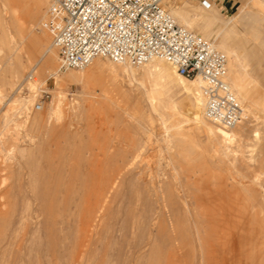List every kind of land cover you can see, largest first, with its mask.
<instances>
[{"label": "rangeland", "instance_id": "1", "mask_svg": "<svg viewBox=\"0 0 264 264\" xmlns=\"http://www.w3.org/2000/svg\"><path fill=\"white\" fill-rule=\"evenodd\" d=\"M47 1V5L42 4L40 7L32 0H7L8 5L5 7L7 13L13 7L18 9L17 21L26 23L30 33L19 48L24 68L20 82L8 83L11 75L7 70L13 65V60L6 59L8 50L0 53L2 75L0 178L3 176L7 178L9 211L14 207L15 214L21 215L24 207L33 205L30 209L33 211L37 209L38 214L36 212V216L34 214L32 219L29 218L23 230H18L14 236L12 229L16 225L12 224L14 227L10 225V230L9 224L0 221V264H201L203 257L200 244L197 242L195 218L198 220L200 230L207 229L208 224L213 225L206 232L209 236L206 245L213 246L211 251L215 256L205 264H264V203L259 195L261 191L264 194L262 119L254 117L244 137L242 144L246 158L242 159L239 155L234 160V166L227 159L226 162L222 160L224 163L222 164L217 156L213 155V158L209 153L205 155L207 153L205 134L200 133L193 125L192 117L190 119L196 102L191 95L181 92L180 84L176 80L178 73L172 66L167 65V62L163 61L165 65L172 67L170 73L164 72V75L159 77L158 68L154 70L152 68L151 71L154 73L150 74L149 80L142 83L140 79L144 73L143 66H131L133 69L129 66L130 69L125 71L127 74L124 72L122 76L115 73L112 75L115 63L106 59L95 61L97 62L95 64H99L97 67L105 69L103 72L93 71L94 65L86 67L82 73H78L81 70L59 71V53L52 47L55 64L50 60L52 62L50 64L54 66L48 70L44 66V61L38 59L39 51L30 47L31 43L44 33L50 43L52 42L51 36L44 28L50 7V0ZM202 1L164 0V5L169 12L176 8L191 10L195 14L192 18L195 23L200 22L203 16L213 19L216 33L222 31L225 47L237 51L243 63L248 64L246 72L250 83L246 82V85L251 97L255 96L257 106L255 113L263 117L264 0H208L216 6L212 7L213 9H205ZM1 3L0 0V6ZM37 11L43 14L41 21L32 19ZM229 20L232 22L226 26ZM192 27V31L202 36L194 28V24ZM206 40L213 42L216 48L219 47L218 42L213 39ZM217 49L225 53L222 49ZM230 59L228 57L229 64ZM108 69H112V73H109ZM130 70H133V73ZM29 73H33V81L26 79ZM84 73L90 74L87 76L88 82L84 84L69 78L71 74ZM57 80L62 84L56 85ZM18 84L20 89L16 90ZM155 87L163 89L165 99L175 108V115L167 116L169 119L166 116L159 117L160 114L155 110L153 102L155 101L157 105L158 98L153 100L147 97V91ZM42 90L45 93L33 98L37 91ZM62 95L65 98L61 101L64 100L63 104H66V107L89 98L90 101L95 100L101 104L95 101L84 102V111L82 110L79 116L66 112L68 118L61 127H56L60 130L55 129L49 134L42 128L47 123L48 125L54 123V119L49 120L48 113L51 104ZM21 101L29 102L26 108H21ZM38 102L42 104L40 111L34 109ZM140 109L146 113L144 118L147 117L140 122L143 126H140L141 131L135 126L137 123L133 119L138 118ZM118 115L123 124L133 119L134 126L132 124L125 128L117 119ZM179 115L184 119L180 120ZM164 118L167 120H163ZM187 119L192 120L191 123ZM168 120L170 121L166 122ZM170 125L179 126L187 135L183 138H186L183 139L182 135L177 142L168 140L172 132L167 131ZM254 129L261 131L259 138H252L251 133ZM190 135L192 141L188 140ZM185 141H189L190 144L188 142L185 144ZM13 146L31 149L29 164H24L20 172L10 160H6ZM186 147L191 151L185 149ZM200 153L203 154L199 155ZM126 164L134 171L131 179V175L129 178L118 175L121 168L129 166ZM256 173H260L259 183L250 184ZM239 179L244 185H251L252 190L254 189L250 197L238 186ZM114 182L116 185L114 188L118 184L122 186L118 185L117 190H113L115 193H112L110 185ZM36 195L42 199H37ZM43 199L44 202L38 201ZM41 202L44 208L38 205ZM258 202L261 205H257ZM170 204L175 208L179 204L177 208H182L181 212L188 208L185 218L190 219L191 226L185 223V219L183 224L181 222L180 225H174L172 229L168 223ZM253 205L256 209L252 207ZM198 208L204 209L203 212L201 210L202 213L198 212ZM70 209L73 213L70 214L73 216L76 214L74 218H70L72 215L69 216ZM208 212H211V217L210 214L208 216L209 221ZM197 214L201 215L202 219L201 217L199 219ZM87 220L92 221L90 222L92 224ZM67 221L72 223L69 225ZM64 222L65 224H62ZM184 224L187 225L184 227L182 226ZM86 232L88 235L85 236ZM180 232L183 237L175 240V236ZM6 233L8 237L5 240L3 236ZM201 233L203 234L202 230ZM167 237H173L174 240L169 241ZM222 237L224 239H221Z\"/></svg>", "mask_w": 264, "mask_h": 264}, {"label": "bare ground", "instance_id": "2", "mask_svg": "<svg viewBox=\"0 0 264 264\" xmlns=\"http://www.w3.org/2000/svg\"><path fill=\"white\" fill-rule=\"evenodd\" d=\"M2 3H1V6H0V53L1 51L3 50H8V55L6 57V59L8 60H13V65L10 67V69H8V73L10 72V75L11 77L9 78L8 80V83L10 82V84H15V83H18L20 82V80L22 79V76L24 75L23 74V71H24V68L22 66V63H21V56H20V45L22 44L24 38L30 33V29H28V27L26 26V23L24 22H18L17 19H18V9L17 8H11L10 11H8V13L6 12V9L5 7L8 5L7 4V0H1ZM35 4H38L40 7H42V4L44 5H47L46 3H48L47 0H32ZM252 1V0H251ZM255 3V1L253 2ZM255 5V4H254ZM261 5V4H260ZM203 6V5H202ZM212 6V4H211ZM204 7V6H203ZM20 8V7H19ZM205 8V7H204ZM257 8V7H256ZM39 9V8H38ZM207 9V8H205ZM208 9H213V8H208ZM20 10V9H19ZM41 12V11H40ZM37 11V14L33 15V20L34 21H41L42 20V13H40ZM43 12V11H42ZM172 12V13H171ZM170 12V14L172 15V17L176 20V22L185 27V28H189V30L191 29L192 31V26L194 24V28H196L198 30V32L204 36L206 39H213L215 42H218L219 44V47L217 48H220L222 49L225 53V56L231 58L230 59V64L228 63L227 64V76H226V81L227 83L229 84L230 88H231V91L233 92V94L237 97V99L239 100L240 104L242 105V108H243V114H242V120L240 121V123L238 125H236L235 127L233 128H230V129H226V128H223L221 127L220 125L218 124H215L207 115V99L204 95V86H205V81L201 78V77H197L195 79H187L185 78L184 76L180 75L176 70V72L178 74H176V80L177 82L180 84L179 88L181 90L182 93L184 94H189L191 95L195 102H196V108L193 109V112H192V116L190 115V119L192 117V120H193V125L195 126V128L200 131V133H204L205 134V137H206V146H207V153L205 154L206 156L211 154L210 157H212L213 155L214 156H217L223 163L222 160H228L229 162H231V165L234 166V160H236V158L240 155L242 157V159H245L246 156H244V151H243V141H244V137L246 135V133L248 132L249 130V127H250V123L252 122V119L254 117H257V119L261 118L262 119V122L264 124V116L261 117V116H258L255 112L257 111V106H256V102L254 101L255 100V96L254 97H251V94L249 92V89L246 85V82L247 83H250V80H249V76L246 72V68L248 67V64H244L243 63V60L241 59L239 53H237V51L233 50V49H230V48H226L225 47V41L224 39H222V36H221V32L219 33H216V28H214V21L211 17L209 16H203V19L198 22V23H195L193 21V16H195V14H193V12H191V10H187V9H183V10H178L177 8L176 9H172V11ZM42 14V15H41ZM41 15V17L39 16ZM22 18V17H21ZM41 18V19H40ZM232 20V19H231ZM231 20L227 21V23L225 24L227 26V24H229L230 22H232ZM23 21V20H22ZM220 27V26H219ZM225 29V28H224ZM222 29V30H224ZM194 32V31H192ZM195 33V32H194ZM197 34V33H196ZM35 36V35H33ZM200 36V35H199ZM201 36V37H202ZM203 38V37H202ZM213 43V42H212ZM214 47L216 48L215 44L213 43ZM24 46V45H23ZM30 47L34 50H38L39 51V54H40V57L38 58L40 61H44V66L45 68H47L48 70L54 66L50 63H52L51 61L53 60V64L54 63V58H52V47L55 48L54 44H53V41L50 43L49 41V38L48 36L46 35V33H44L43 35H41L39 38L36 39V41H34V43H31ZM57 50V49H56ZM219 50V49H218ZM220 51V50H219ZM222 52V51H221ZM6 53V54H7ZM14 53V55H13ZM223 53V52H222ZM228 57H227V60H228ZM24 58V57H23ZM31 59V58H30ZM51 60V61H50ZM98 60V59H96ZM96 60H94L90 65H94V70L92 67H90V69L92 68L93 71L95 72H103L105 71V69L103 68H100V67H97L99 64H95L97 62H95ZM108 60V59H106ZM46 61V62H45ZM50 61V62H49ZM110 61V60H109ZM164 60H152L150 62H148L147 64L143 65L144 69L142 70L144 73L142 74V77L140 79V81L142 83H144L146 80H149V76L150 74L153 72L151 71V69L153 68H158L157 70V74L159 77H162L164 75V72H167V73H170L171 71V68L173 67L170 63H168L167 61V65L169 66H172L171 68L168 67L167 65L164 64L163 62ZM39 62V61H38ZM112 62V61H111ZM114 63V62H112ZM116 64V65H115ZM114 66H113V74L112 75H121L127 71L128 69H130V65L128 64H119V63H115ZM25 65V64H24ZM89 65V66H90ZM5 66V65H4ZM8 66V65H7ZM57 66V65H56ZM130 66V67H129ZM6 67V66H5ZM88 67V66H87ZM105 67V66H104ZM141 67V66H140ZM85 69V68H84ZM87 69V68H86ZM88 69V72L89 70ZM131 69H133L131 67ZM175 68L173 67V70ZM44 70V69H43ZM78 70H81L80 72L78 73H82L83 69H78ZM110 70V69H108ZM112 70V69H111ZM111 70L109 71V73H112ZM1 71V70H0ZM59 71H60V57H59ZM131 73H133L132 71L133 70H130ZM174 71V72H175ZM31 72V71H30ZM86 72V73H88ZM175 72V73H176ZM56 73H59L58 71H56ZM80 74V75H75V74H71V76L69 77L72 81H76V82H80L82 84L86 83V81L88 82L87 80V76L90 75V74ZM92 73V72H91ZM107 73V72H106ZM109 73L107 75H109ZM115 73V74H114ZM126 73V72H125ZM128 73V72H127ZM126 73V74H127ZM136 73V72H135ZM134 73V74H135ZM154 73V72H153ZM100 74V73H99ZM104 74V73H103ZM156 74V73H155ZM166 74V73H165ZM1 75V74H0ZM54 75V74H53ZM92 75V74H91ZM93 76V75H92ZM2 77V75L0 76V78ZM115 77V76H114ZM152 77V75H151ZM154 77V75H153ZM152 77V78H153ZM156 77V76H155ZM26 79H31L32 81L34 80V75L33 73H29L27 78ZM93 79V78H92ZM7 80V79H6ZM91 81V79H89ZM90 83V82H89ZM147 83V82H146ZM62 84L61 81L57 80L56 81V85H60ZM146 85V84H145ZM2 86L0 85V94L2 93ZM17 89H20L19 88V84L18 86L16 87V90ZM42 93H45L43 90L42 91H37L34 95L33 98H37L39 96H41ZM126 93V91H125ZM148 93V98L149 99H155V98H158V104L156 105L155 101L153 102L155 105H153L155 107V110L157 111V113H159V117L162 116V118L164 116H173L175 115V108L173 107V104L165 99L164 97V91L162 88H159V87H155V88H151L147 91ZM253 93V92H252ZM87 94V93H86ZM256 95V94H255ZM33 96V95H32ZM92 96V95H91ZM126 96V95H125ZM90 97V96H89ZM56 98V97H55ZM62 98H65L64 95H62L61 97H57L56 101L54 103H52L50 106V112L48 113V118L49 120H53L54 119V123L53 124H50L48 125V123L46 125L43 126L42 130L44 129L45 131H47L49 134L52 133V131H55L56 127H61L62 124H64V121L66 120L67 117V114H73L75 113V115L79 116L83 110V106H84V102L86 103L87 102H90V103H94L95 100L93 101H90L89 99H85V100H81L80 102L78 103H74L72 105H68L67 107L63 104V101H61ZM92 98V97H91ZM32 99V98H31ZM99 100V99H98ZM27 102L28 101H21L20 102V106L22 109L26 108L27 106ZM96 103L98 104H101L99 103L98 101H95ZM101 102V100H100ZM29 103V102H28ZM264 106V105H263ZM34 109L36 111H40L42 110V104H41V108L39 110H37L34 106ZM152 109V107H151ZM167 110L168 112L167 113H164L165 110ZM264 109V108H263ZM262 110V109H261ZM84 111V110H83ZM154 111V110H153ZM67 112V114H66ZM262 112V111H261ZM144 113L145 111L140 109L139 112H138V118L137 117H134V121L137 123H135L136 125L135 126H138V129L140 130V126L143 127L141 125V120L143 119H147L144 118ZM146 114V113H145ZM127 116V115H126ZM132 116V115H131ZM137 116V115H136ZM180 116V115H179ZM119 122L121 124H123V121L120 120V116L118 115L117 116ZM128 117V116H127ZM168 118V117H167ZM180 120H182V116H180ZM124 119V118H123ZM122 119V120H123ZM130 119V118H129ZM133 119L131 122L128 121V123L126 122L125 124H123L125 126V128L129 127L130 125L133 124L134 126V123H133ZM169 119V118H168ZM173 119V117H172ZM171 119V120H172ZM184 119V118H183ZM190 119H187V120H190ZM48 120V121H49ZM149 120V119H148ZM163 120H167V119H163ZM178 119V121H180ZM190 120V123L191 121ZM170 120L166 121V122H169ZM173 121V120H172ZM171 121V122H172ZM186 121V120H185ZM118 122V121H117ZM146 122V121H145ZM164 122V121H163ZM182 122V121H181ZM189 122V121H188ZM43 123V122H42ZM52 123V122H51ZM119 123V124H120ZM35 125H37L36 123H33ZM40 124V123H39ZM118 124V125H119ZM172 124V123H171ZM181 124V123H180ZM117 125V124H116ZM38 126V125H37ZM168 126V125H167ZM172 125H170L171 127ZM169 127V129L172 128V130H167V131H172L170 133V140L171 142H177L179 141V136H182V138L184 136H187L185 134V132H183L179 126L177 125H173L171 128ZM137 128V127H136ZM59 129V128H58ZM56 129V130H58ZM63 129V128H62ZM129 129V128H128ZM127 129V130H128ZM138 129H137V132H138ZM167 129V128H166ZM194 129V128H193ZM43 130V131H44ZM60 130V129H59ZM134 131V129H131ZM120 131V130H119ZM141 131V130H140ZM139 131V132H140ZM143 131V130H142ZM166 133V132H165ZM197 134V133H196ZM260 134H261V131L259 129H254L251 133V136L253 139H256V138H259L260 137ZM46 135V133H45ZM48 135V134H47ZM195 135V134H194ZM168 137V136H167ZM192 136L190 135V137L188 136V140H191L192 141ZM186 138V137H185ZM183 138V139H185ZM167 140V139H166ZM194 140V139H193ZM139 141V140H138ZM140 142V141H139ZM167 142V141H165ZM186 142L189 143V141H185V144ZM180 143V142H178ZM177 143V144H178ZM195 143V142H194ZM192 143V144H194ZM142 144V143H141ZM144 144V143H143ZM184 144V145H185ZM190 144V143H189ZM181 145V144H180ZM188 145V144H187ZM144 146V145H143ZM193 146V145H192ZM140 147V146H138ZM183 147V146H182ZM184 148V147H183ZM188 147H186L185 149H187ZM197 148V147H196ZM189 149V148H188ZM118 150V149H117ZM138 150V149H137ZM177 150V149H176ZM190 150V149H189ZM197 150V149H196ZM203 150V149H202ZM173 151V150H172ZM191 151V150H190ZM179 152V151H178ZM30 153H31V149L29 148H26V147H19V146H13V148L10 149L8 155L6 156V160H10V163H13V165H15L17 168H18V171L20 169L23 168L24 164H29L28 163V160H29V157H30ZM117 153V152H116ZM175 153V152H174ZM194 153H195V150H194ZM179 154V153H178ZM188 154V153H187ZM203 153H200L199 155H202ZM183 155V153H182ZM205 156V158H206ZM213 156V158H214ZM141 157V156H140ZM186 157V155H185ZM188 157V156H187ZM200 157V156H198ZM204 157V155L202 156ZM209 157V158H210ZM213 158H210L212 160H214ZM217 158V159H218ZM176 159V158H175ZM208 159L209 161H212ZM216 159V158H215ZM219 159H218V163H219ZM177 161V160H176ZM179 161V160H178ZM177 161V162H178ZM193 161V160H192ZM196 162V161H195ZM213 162V161H212ZM226 162V161H225ZM7 163V162H6ZM5 163V164H6ZM180 163V162H179ZM230 164V163H229ZM9 165V164H8ZM126 165H129V164H126ZM7 166V165H5ZM132 166V165H131ZM216 166V165H215ZM225 166V165H224ZM8 167V166H7ZM7 167H5L7 169ZM10 167V166H9ZM127 167V166H126ZM214 167V166H213ZM15 168V167H14ZM139 168V167H138ZM13 169V168H12ZM216 170V169H215ZM2 171L4 172L5 169H2ZM118 171V170H117ZM201 171V170H200ZM20 172V171H19ZM18 172V173H19ZM134 171H132V168H130V165L125 168H121L120 170V173H118L119 177H127L128 178L130 177V179L132 178V175L134 174L133 173ZM195 172V171H194ZM193 172V174H194ZM238 172V170L236 171ZM197 174V173H196ZM148 175V174H147ZM188 175V174H187ZM177 176V175H176ZM118 177V176H117ZM135 177V175H134ZM123 179V178H121ZM120 179V180H121ZM173 179V178H172ZM171 180V179H170ZM123 181V180H122ZM128 181V180H127ZM147 181V180H146ZM167 181V180H166ZM174 181V180H173ZM260 181V173H256L253 175L252 177V180H251V183L250 184H256V183H259ZM117 182H121V181H117ZM116 182V183H117ZM180 182V180H179ZM183 182V181H182ZM6 183H7V178L5 176L1 177L0 178V221L2 220L3 223L5 224H9V229L11 230V226L12 224H15L16 226L14 227L13 225V229H12V235L14 236L16 232H18V230H21L26 222L28 223L27 220L32 219L31 217L35 214L36 216V212L38 214V210L36 209L35 211L31 210L30 207L32 208V206H29L27 205L26 207H24V210H22L23 212L21 213V215H17L15 214V211H14V207H12L11 211H9V203H8V200H9V196L7 194V191H6ZM129 183V182H127ZM176 183V182H175ZM237 183L239 184L238 186H240V188H242L247 194L248 196L250 197L252 195V187L251 185H244L243 182L241 181V179H239V181H237ZM114 185H115V182L114 183H111L110 185V188L112 189V191L115 189L117 190V188L119 187L118 184L116 188H114ZM133 185V184H132ZM148 185V184H147ZM116 186V185H115ZM122 186V185H120ZM124 186V185H123ZM134 186V185H133ZM146 187V186H145ZM194 187V186H193ZM110 188L109 191L111 190ZM144 188V187H143ZM190 188V186H189ZM195 188V187H194ZM131 189V188H130ZM146 189V188H145ZM150 189V188H149ZM193 189V188H192ZM264 189V188H263ZM114 190V191H115ZM141 190V189H140ZM139 190V191H140ZM183 190V189H182ZM181 190V191H182ZM191 190V189H190ZM194 190V189H193ZM197 190V189H195ZM37 191V190H35ZM101 191V190H100ZM108 191V190H107ZM112 192V193H115V192ZM122 191V190H121ZM132 191V190H131ZM264 191V190H263ZM150 192V191H149ZM255 192V191H254ZM262 192V191H261ZM259 195H261L260 199H262V203H264V194L261 193ZM102 193H104V191L102 190ZM140 193V192H139ZM106 194V193H105ZM141 194V193H140ZM101 195V194H100ZM40 196V195H39ZM103 196V195H101ZM37 199H42V197H38V195H36ZM47 197V195H46ZM45 197V198H46ZM147 197V196H146ZM256 197V196H255ZM252 198V197H251ZM257 198V197H256ZM27 199V198H26ZM35 199V198H34ZM48 199V198H46ZM164 199V198H163ZM254 199V197L252 198ZM251 199V200H252ZM32 200V199H31ZM87 200V198H86ZM90 200V199H89ZM250 200V199H249ZM34 201V200H33ZM32 201V202H33ZM38 201H43L44 202V199L43 200H38ZM37 201V202H38ZM48 201V200H47ZM54 201V200H53ZM60 201V200H58ZM85 201V199H84ZM166 201V200H164ZM174 201V200H173ZM242 201V200H241ZM258 201V200H257ZM256 201V202H257ZM36 202V201H35ZM253 202V201H252ZM48 203V202H47ZM46 203V204H47ZM28 204V203H27ZM73 204V203H72ZM78 204V203H77ZM89 204V203H88ZM164 203H162L163 205ZM175 205V203H173ZM185 204H186V201H185ZM194 204V203H193ZM243 204V203H242ZM257 205H261L258 203H256ZM40 205V207H45L44 204L43 206L42 205V202L41 204H38ZM70 205V203L68 204ZM74 205V204H73ZM81 205V204H80ZM166 205V204H165ZM174 205L171 206L170 204V208H171V213H170V216L168 217L169 218V221L168 223H170V226L173 227L172 229H174V225H180L179 223L182 222V224L184 223L185 221V217L187 216L186 215V210L188 209H184V214H181V210L182 208L180 209L179 207L177 208V204L176 205V208L174 207ZM247 205V204H246ZM251 206V204H249ZM37 206V205H36ZM47 206V205H46ZM147 206V204H146ZM187 206V205H186ZM199 206V205H197ZM234 206V205H233ZM243 206V205H242ZM48 207L50 208V206L48 205ZM57 207V206H56ZM59 207V205H58ZM57 207V208H58ZM66 207V206H64ZM79 207V205H78ZM82 207V206H81ZM149 207V206H148ZM169 207V206H167ZM166 207V208H167ZM181 207V206H180ZM183 207V206H182ZM253 208H255V205L252 206ZM261 207V206H260ZM34 208V207H33ZM38 208V207H37ZM70 208V207H69ZM84 208V207H83ZM91 208V207H90ZM248 208V206H247ZM252 208V209H253ZM40 209V208H38ZM52 209V208H50ZM67 209V208H66ZM81 209V208H80ZM87 209V208H86ZM168 209V208H167ZM194 209V208H193ZM256 209V208H255ZM49 210V209H48ZM82 210V209H81ZM155 210V209H154ZM201 210V209H200ZM199 208L197 209L198 212H200ZM204 210V209H202ZM201 210V211H202ZM262 210V209H261ZM41 211V210H40ZM53 210H51L52 212ZM150 211V210H149ZM164 211V210H163ZM196 211V212H197ZM46 212V211H44ZM50 212V211H49ZM48 212V214H49ZM76 212V211H75ZM86 212V211H84ZM203 212V211H202ZM200 212V213H202ZM206 212V210H205ZM234 212V211H233ZM41 213V212H40ZM69 213V216L72 215L73 213L71 212V209H70V212ZM72 213V214H70ZM187 213L189 214V211H187ZM195 213V212H194ZM211 212H208V215L207 217L209 216ZM237 213V212H236ZM199 214V213H198ZM197 214V216H198ZM231 214V213H230ZM40 215V214H39ZM163 215V214H162ZM183 215V216H182ZM203 215V214H202ZM213 215V214H212ZM9 216V217H8ZM74 216H76V214H74ZM74 216H70V218H74ZM181 216H182V219H181ZM205 216V214L203 215ZM10 217H15L14 220H12V218ZM201 217L202 219V216H198V218ZM210 217H211V214H210ZM200 219V218H199ZM208 221H209V217L207 218ZM213 219V218H212ZM234 219V218H233ZM16 220V221H15ZM64 220V218H63ZM70 220V219H69ZM74 220V219H73ZM92 220V219H90ZM183 220V221H181ZM203 220H204V217H203ZM59 221L62 222V220L60 219ZM89 221V220H87ZM261 221H263L261 219ZM48 222V221H47ZM66 222V220H65ZM62 223V224H65ZM69 222V221H67ZM71 222V221H70ZM70 222H69V225H70ZM92 222V221H89V223ZM205 222V221H204ZM72 223V222H71ZM88 222H86L87 224ZM100 223V222H99ZM144 223V222H143ZM185 223H187L188 225H190V219H186ZM190 223V224H189ZM242 223V222H241ZM73 224L74 221H73ZM72 224V225H73ZM92 224V223H90ZM148 224V223H147ZM162 224V223H160ZM187 224H184L182 226H186ZM194 224H195V227L197 228H194L196 229L197 231V238H198V241L199 244H200V249H201V255H202V263L201 264H205L207 261L211 260L214 256H215V253L212 250L213 246H207L206 245V241H207V238L209 237L208 234H206L207 230L211 229L213 227L212 223L209 225L208 224V227L207 229L204 228V229H201L203 231V234L201 233V230L199 229L198 227V220L195 218L194 220ZM214 224V223H213ZM67 225V224H66ZM68 225V226H69ZM89 225V224H88ZM144 225V224H143ZM167 225V224H165ZM218 225V224H217ZM149 226V225H148ZM191 226V225H190ZM7 227V229H8ZM89 227V226H88ZM92 227V226H91ZM180 227V226H179ZM193 227V226H192ZM211 227V228H210ZM90 228V227H89ZM88 228V230H89ZM176 228V227H175ZM187 228V227H186ZM80 229V228H79ZM78 229V230H79ZM180 229V228H179ZM23 230V229H22ZM83 230H86V229H83ZM184 231V229H182ZM82 231V230H81ZM80 231V232H81ZM87 231V230H86ZM91 231V230H90ZM93 231V230H92ZM97 231V230H96ZM11 232V231H9ZM84 232V231H83ZM192 232V231H191ZM82 233V232H81ZM93 233V232H91ZM85 234V233H84ZM95 234V233H94ZM193 234V233H192ZM196 234V232H195ZM88 235L87 232L85 234V236ZM90 235V234H89ZM170 235V234H169ZM168 235V236H169ZM172 235V234H171ZM179 235L181 237H179ZM188 236V235H187ZM242 236V235H241ZM240 238L242 239L243 236ZM5 240L7 239L8 237V234L6 233L5 236ZM66 237V236H65ZM171 237V236H170ZM170 237H167L168 240L170 241H173V237L170 238ZM183 237V234L180 232V234L178 233L177 236H175V240H178V238H182ZM191 237V236H190ZM192 238V237H191ZM51 239V238H50ZM221 239H224L223 237ZM4 240V238H3ZM60 240V239H59ZM64 240V239H63ZM140 240V239H139ZM58 241V240H57ZM62 241V240H61ZM193 241V240H192ZM60 242V241H58ZM70 242V241H69ZM145 242V241H144ZM143 242V243H144ZM67 245V244H66ZM70 245V244H69ZM62 246V245H61ZM68 248V247H67ZM157 251V249H156ZM154 252V250H153ZM152 252V254H153ZM155 253V252H154ZM159 253V252H158ZM61 255V254H60ZM66 255V254H65ZM146 255V254H145ZM158 255V254H157ZM64 256V255H63ZM149 256V255H148ZM147 256V257H148ZM207 256V257H206ZM208 258L207 259H205ZM154 258V257H153ZM158 259V258H157ZM153 260V259H152ZM157 262V261H156ZM154 263V262H153ZM142 264V263H140Z\"/></svg>", "mask_w": 264, "mask_h": 264}, {"label": "built area", "instance_id": "3", "mask_svg": "<svg viewBox=\"0 0 264 264\" xmlns=\"http://www.w3.org/2000/svg\"><path fill=\"white\" fill-rule=\"evenodd\" d=\"M211 4L202 1L207 9ZM44 28L60 71L84 69L96 59L134 67L164 60L185 78L205 81L207 115L215 124L230 129L242 120V105L226 81L227 57L179 25L164 0H50Z\"/></svg>", "mask_w": 264, "mask_h": 264}, {"label": "crops", "instance_id": "4", "mask_svg": "<svg viewBox=\"0 0 264 264\" xmlns=\"http://www.w3.org/2000/svg\"><path fill=\"white\" fill-rule=\"evenodd\" d=\"M212 7H216V6H213V4H212L211 8H212Z\"/></svg>", "mask_w": 264, "mask_h": 264}]
</instances>
